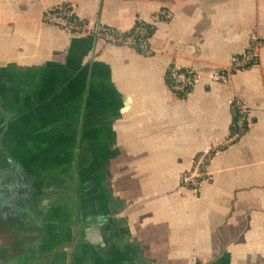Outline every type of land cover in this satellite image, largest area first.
<instances>
[{"label":"crops","instance_id":"0c3cea01","mask_svg":"<svg viewBox=\"0 0 264 264\" xmlns=\"http://www.w3.org/2000/svg\"><path fill=\"white\" fill-rule=\"evenodd\" d=\"M66 6L153 24V54L44 22ZM172 66L198 75L185 97ZM207 149L210 180L182 187ZM0 264H264V0H0Z\"/></svg>","mask_w":264,"mask_h":264},{"label":"built area","instance_id":"2783aa9c","mask_svg":"<svg viewBox=\"0 0 264 264\" xmlns=\"http://www.w3.org/2000/svg\"><path fill=\"white\" fill-rule=\"evenodd\" d=\"M160 19L170 21L173 15L168 10L159 13ZM44 22L50 26L57 27L65 32L75 33L87 31L97 39L114 46H125L138 51L144 55H152L151 31L155 30L153 24L139 22L132 31L121 32L113 27L98 25L89 28L87 23L81 19L71 6L47 11L44 15ZM263 43L254 40L248 49L236 55L232 61L233 70H242L250 67H258L261 60V48ZM215 80L227 81V74L224 72L214 75ZM168 79L172 91L176 94H189L198 83V75L190 69H183L172 66L168 70ZM234 120L229 142H235L244 136L251 125V119L245 104L236 99L232 103ZM217 149H207L199 153L191 170L185 171L181 176V185L191 191L198 192L202 185L211 178V165Z\"/></svg>","mask_w":264,"mask_h":264},{"label":"trees","instance_id":"16d2710c","mask_svg":"<svg viewBox=\"0 0 264 264\" xmlns=\"http://www.w3.org/2000/svg\"><path fill=\"white\" fill-rule=\"evenodd\" d=\"M153 34H154V30L151 31V35H152V36H153ZM168 82H169V79H168ZM169 84H170V82H169ZM178 96H180V97H185L186 94H179Z\"/></svg>","mask_w":264,"mask_h":264},{"label":"rangeland","instance_id":"374dc122","mask_svg":"<svg viewBox=\"0 0 264 264\" xmlns=\"http://www.w3.org/2000/svg\"><path fill=\"white\" fill-rule=\"evenodd\" d=\"M215 79V78H214Z\"/></svg>","mask_w":264,"mask_h":264}]
</instances>
